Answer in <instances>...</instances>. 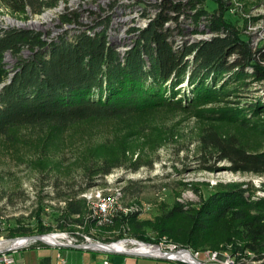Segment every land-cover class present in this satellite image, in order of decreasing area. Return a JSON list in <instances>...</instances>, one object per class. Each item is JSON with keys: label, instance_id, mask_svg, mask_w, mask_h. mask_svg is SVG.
<instances>
[{"label": "trees", "instance_id": "16d2710c", "mask_svg": "<svg viewBox=\"0 0 264 264\" xmlns=\"http://www.w3.org/2000/svg\"><path fill=\"white\" fill-rule=\"evenodd\" d=\"M58 1L1 0L13 14L28 10L39 13ZM191 3L193 0H187L185 6L192 8ZM181 7L180 2L164 1L161 12L142 30L141 40L123 56L106 44L104 32L93 36L81 32L72 41L62 37L47 44L33 30L4 31L0 36V135L6 136L10 129L19 126L50 125L62 129L90 119L128 117L154 106L182 107L183 101L192 109L221 100L224 105L201 109L196 111V116L264 131L263 98L243 102V106L239 105L241 102L229 106L225 99L243 90L248 78L264 82V45L251 51L246 39L231 27L222 11L206 28L214 34L209 40L175 48L168 40L169 32L159 28L168 19L166 8L180 11ZM204 12L205 9H199L194 18ZM221 29L223 34L217 35ZM23 47L31 54L17 60L12 68L14 73L7 81L3 52L10 49L16 53ZM183 84L189 86L188 92L180 93ZM200 139L218 153L219 159L230 161L231 171L264 173V150H248L234 136L221 135L215 129H208ZM107 160L104 158L98 164L94 174L102 176L111 170L112 163ZM124 188L128 191L129 185ZM244 192L239 183L220 185L197 206L189 205L186 210L182 203L175 201L155 222H138L135 213L123 214L120 209L111 220L115 227L127 223L134 234L144 239L149 238L144 232L140 234L141 228L149 226L160 234H167L178 245L194 250L239 242L232 252L247 250L251 254L245 257L261 259L264 257V198L249 200ZM78 193L57 191L56 196L64 198L65 205L53 207L49 219L56 228L70 231L78 226L86 231L99 228L97 237L102 238V232L107 229L103 226L105 223H98V217L91 215L90 203ZM37 210L28 217L21 215L0 221L5 224V236L49 232L53 226L44 224ZM28 219L32 222L25 224Z\"/></svg>", "mask_w": 264, "mask_h": 264}, {"label": "rangeland", "instance_id": "374dc122", "mask_svg": "<svg viewBox=\"0 0 264 264\" xmlns=\"http://www.w3.org/2000/svg\"><path fill=\"white\" fill-rule=\"evenodd\" d=\"M198 4L205 12L197 16V21L205 24L206 28H209L211 19L218 18L223 11V17L246 39L251 51L264 45V0H193L191 7L198 10ZM43 11L31 13L28 10L27 13L13 14L0 0L3 24L7 17L26 23L39 17ZM52 22L53 18L50 20ZM43 25L47 33L53 27L45 22ZM34 28L32 26L29 29ZM208 31L203 28L201 35L205 38L214 35ZM220 31L217 35L223 34V30ZM29 56V52L12 53L6 59L8 75L18 59ZM246 70L251 71V68ZM263 85V81L248 78L243 90L237 91L234 96L225 97V102L229 106L241 102L239 105L243 106V102L264 99ZM188 88V85L183 84L180 93L188 92ZM181 103L182 107L154 106L128 117L90 119L62 129L50 125L19 126L10 129L6 136L0 135V221L21 215L28 217L31 212L41 209L37 211L42 222L53 226L47 233L58 229L76 239L74 244L84 245L87 238L89 241L109 243L122 239L159 242L165 237L169 245L173 241L167 234H160L144 225L140 234L144 232V236L149 238L144 239L134 234L133 228L127 223L115 227L111 218L120 209L123 214L135 213L138 222H155L175 201L182 203L186 210L189 205L197 206L201 199L208 197L220 185L231 183H239L249 200L264 198V173L231 171L230 161L219 159L218 153L200 139L202 133L215 129L221 135L234 136L248 150H264V131L196 116V111L221 105L222 100L192 109H188L183 101ZM104 158L112 163L111 170L102 176L94 174ZM208 167H212V170ZM127 185L128 191L124 188ZM116 189L122 190V194L116 203L110 202L112 213L99 214L96 195L101 192L110 197ZM57 191H78V196L86 198L90 203L91 215L98 217V223H105L103 226L107 229L102 232V238L97 237L99 228L95 227L89 231L79 226L74 227L73 231L55 227L49 216L54 208L65 205L64 198L56 196ZM24 222L30 224L32 221L28 219ZM4 227L5 224L0 222V238L7 239ZM237 243L224 242L215 249L186 248L198 254L202 262L207 261V255L216 252L219 253L217 260L229 257L237 264L264 263V257H245V254H251L247 250L232 252ZM170 244L184 247L175 242ZM58 252L67 264H103L104 258L111 264H176L171 259L57 247L39 240L21 248L0 250V257L3 254L11 255L15 264H37L48 258L52 264H56Z\"/></svg>", "mask_w": 264, "mask_h": 264}, {"label": "bare ground", "instance_id": "6f19581e", "mask_svg": "<svg viewBox=\"0 0 264 264\" xmlns=\"http://www.w3.org/2000/svg\"><path fill=\"white\" fill-rule=\"evenodd\" d=\"M174 3H181L182 7L180 11H183V3L182 0H172ZM187 2H184V10L186 13H193L196 9L193 8H187L185 6ZM170 10V9H169ZM112 12V5L109 4L108 0H59L54 6L50 8L44 9L42 14L31 20L27 21L26 23L20 22L16 18L7 17L5 19V24L1 23L0 18V36L1 34L9 29H15V28H31L32 26L35 27L34 29H29L33 31H40L41 38L43 41H45L47 44H50L54 41H58L60 38L64 37L65 39L72 41L74 37L81 32L86 33L87 35H95L100 32H104L106 44L110 47H112L114 50H116L120 56H123L128 50L133 48L138 41L141 40V32L145 28L148 27V25L156 18L157 16V10H148V11H142L141 5L138 4H126L122 7H118L115 9V16L117 17H132V14L134 15H140L141 19H149V17H154L149 20V22H145L142 26L139 27L137 30V38L135 36H129V35H121L119 38H113L112 33L115 34H123L124 32H128V23L126 22H111L110 23V30H106V24H97L94 27H79L84 21V18L86 17V21L88 23H95L96 22V14H103V17H111ZM53 18L54 22L50 23V20ZM200 18V17H199ZM166 20V19H165ZM168 20H170V13H168V19L164 21L162 24L163 30L165 32H169L168 40L172 41L173 47H182L184 45H191L193 43H198L201 41L209 40L212 36H207V38L203 37L201 35L202 29L205 30L206 27L201 23V21H197V19L194 18L193 15H183L179 19V25H171V23H167ZM45 22L46 25L52 24L53 27H51L50 32H46L44 30L45 25H43ZM28 25V26H26ZM49 28V27H48ZM188 29V30H185ZM210 32V31H208ZM212 33V32H210ZM42 35H46L42 36ZM202 36V37H200ZM191 40V41H189ZM122 50V51H120ZM22 53H30L31 51L28 48H22ZM12 51L10 49H6L3 52V62L6 63L8 60H6L9 56H12ZM19 62V61H18ZM7 64V63H6ZM13 71L9 73V77H7V81L10 80L11 76L13 75ZM122 191V190H121ZM119 189H116L112 196H105L103 194L98 193L96 197L99 200L98 210H101V207H104V202L108 201H115L121 196L122 192ZM83 196V195H82ZM85 196V195H84ZM91 197V196H90ZM93 198V197H92ZM97 200V199H96ZM97 200V201H98ZM63 204H65V201L63 200ZM110 208H105L103 213H100L101 215L111 214ZM64 235H67L63 232H60L58 229H54L51 233L44 234L42 237L47 241H53L54 237H61L62 239L65 237ZM0 241V250L11 247V246H17L21 243H23L24 239H18L15 241H8L4 238H1ZM138 240L135 239H128L126 240H118L117 242H109L108 248L113 250H121V251H144L147 249L150 251H154V253H158L156 248H150L147 246H138L137 243ZM159 242H162V245L165 247H173V248H180L175 247L173 242H170L169 245L167 244V240L165 237L163 239H160ZM216 254V252L212 253ZM183 257L186 260H192L195 261L192 256L188 254L183 255Z\"/></svg>", "mask_w": 264, "mask_h": 264}, {"label": "built area", "instance_id": "2783aa9c", "mask_svg": "<svg viewBox=\"0 0 264 264\" xmlns=\"http://www.w3.org/2000/svg\"><path fill=\"white\" fill-rule=\"evenodd\" d=\"M108 1H109V4L112 5L111 17H103V14H96L95 23H88L85 17L83 23L79 27L80 28L81 27L91 28V27L96 26L97 24H106V30H110L111 22H126L128 23V32H124L123 34L112 33V37L119 38L121 37V35H129V36H135V38H137V30L139 29V27L142 26L145 22H149V20L154 17H149V19H141L140 15H134V14H132V17H117L115 16V9H117L118 7H122L123 5H126V4H138V5H141L142 11L157 10V14H159L164 7V1H167V0H108ZM184 2H187V0H182L183 11L168 10V8L165 9V12L170 13V20H168L167 23H171V25H179V19L181 16L196 15L197 11L200 9V5L198 4V10L193 11V13H186L184 10ZM206 21H210V19L209 20L206 19ZM159 30L162 31L163 27L159 28ZM185 30H188V29H185ZM42 36L46 37V35H42ZM110 202H113V201L104 202V207H101V210H99V214L103 213L105 208H110ZM64 236L65 237L63 239L61 237H54V240L52 242L45 240L43 237L42 239L48 242L51 246H57V247H60L61 244L72 245L76 242V239H74L73 237H70L69 235H64ZM122 240L127 241L128 239H122ZM36 241L37 240H23V243L17 246H11V249L13 250V249L21 248V247L30 245ZM87 242H89V238L86 239V243ZM137 243H138V246L141 245V246H147L150 248H156L158 253H154V251H150L148 249L147 251L146 250L138 251V252L151 253L155 258L167 257L174 261H180V262L187 263L186 261L188 260H186L183 257V255L188 252V254L192 256L195 261H198L201 264H237L235 263V260L233 258H229V257H225L224 260H217L219 253L207 255V261L202 262L198 259V254H195V252L189 251L188 248L186 247H183V248L165 247L162 245V242L137 241ZM85 245L86 244L84 243V246ZM116 251H121V250H116ZM56 257H57V264H67L66 259L62 257L60 252L56 254ZM14 263H15V260L11 255L3 254L0 257V264H14ZM102 263L111 264L107 258H104L102 260ZM112 264H124V262L112 263Z\"/></svg>", "mask_w": 264, "mask_h": 264}, {"label": "water", "instance_id": "95a60500", "mask_svg": "<svg viewBox=\"0 0 264 264\" xmlns=\"http://www.w3.org/2000/svg\"><path fill=\"white\" fill-rule=\"evenodd\" d=\"M44 234H32V235H24V236H16V237H12V238H7L5 240L8 241H15L18 239H24V240H39L42 241L43 243L50 245L48 242H46L45 240L42 239V236ZM2 239L0 238V241ZM62 247H70V248H75V249H91V250H100V251H106V252H117V253H121V254H127V255H135V256H142V257H152L155 258L151 253H147V252H138V251H133V250H128V251H116L113 249L108 248L109 243H105V242H101V241H89L86 243V245H82V244H72V245H66V244H61ZM11 247H6L2 250L7 251L9 250ZM160 259H170L167 257H162ZM189 264H201L198 261H191L188 260L186 261Z\"/></svg>", "mask_w": 264, "mask_h": 264}, {"label": "crops", "instance_id": "0c3cea01", "mask_svg": "<svg viewBox=\"0 0 264 264\" xmlns=\"http://www.w3.org/2000/svg\"><path fill=\"white\" fill-rule=\"evenodd\" d=\"M57 260V258H56ZM15 264V263H14ZM37 264H52L50 259H43V260H40ZM56 264H57V261H56Z\"/></svg>", "mask_w": 264, "mask_h": 264}]
</instances>
